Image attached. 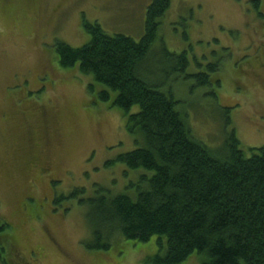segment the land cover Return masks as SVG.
I'll use <instances>...</instances> for the list:
<instances>
[{
	"label": "rangeland",
	"instance_id": "obj_1",
	"mask_svg": "<svg viewBox=\"0 0 264 264\" xmlns=\"http://www.w3.org/2000/svg\"><path fill=\"white\" fill-rule=\"evenodd\" d=\"M252 1L172 0L155 49L187 51L190 66L167 78L159 51L144 68L147 80L174 94L194 138L218 158L233 130L247 157L264 146V18ZM152 2L0 0V225L10 227L6 250L19 254L0 251V264H145L156 255V238L101 252L85 246L92 239L87 209L68 198L76 189L92 197L96 185L135 197L147 172L106 165L142 146L143 136L128 133L124 113L99 98L104 89L94 77L60 66L55 47L89 43L84 20L140 41ZM200 74L212 85H200ZM41 166L51 178L40 177Z\"/></svg>",
	"mask_w": 264,
	"mask_h": 264
},
{
	"label": "trees",
	"instance_id": "obj_2",
	"mask_svg": "<svg viewBox=\"0 0 264 264\" xmlns=\"http://www.w3.org/2000/svg\"><path fill=\"white\" fill-rule=\"evenodd\" d=\"M259 2L254 0L252 5L264 18ZM171 4L172 0H153L140 41L111 36L99 24L84 20L89 43L81 48L56 43L60 66H79L94 77L104 89L99 98L124 113L128 133L143 136L142 146L106 166L121 163L147 172L136 185L135 197L126 192L114 195L96 185L94 196L84 198L86 191L76 189L68 199H77L87 209L92 239L85 246L90 251H108L124 241L145 244L156 238V255L145 264H186L194 257L201 264H264V146L252 148L247 157L233 130L227 134L226 155L218 158L194 138L174 94L143 75L159 51L167 78L190 66L187 51L178 55L165 45L155 49ZM197 80L200 85H212L207 74L197 75ZM134 107L138 113H132ZM134 185L131 182L127 192ZM9 229L1 223L0 251L17 257L13 247L6 250Z\"/></svg>",
	"mask_w": 264,
	"mask_h": 264
},
{
	"label": "flooded vegetation",
	"instance_id": "obj_3",
	"mask_svg": "<svg viewBox=\"0 0 264 264\" xmlns=\"http://www.w3.org/2000/svg\"><path fill=\"white\" fill-rule=\"evenodd\" d=\"M253 2V1H252ZM251 5H252V3H251ZM252 6H254V5H252ZM253 10H254V12L256 13V11H255V9H254V7L252 8ZM260 11H261V9H260ZM261 14L264 16V14L261 12ZM256 15L258 16V14L256 13ZM260 17V16H259ZM261 18V17H260ZM37 170H39V174H40V177H42V176H47V177H49V178H51V174H52V170H50V168H48V167H44V166H41V168L39 169V168H37Z\"/></svg>",
	"mask_w": 264,
	"mask_h": 264
}]
</instances>
